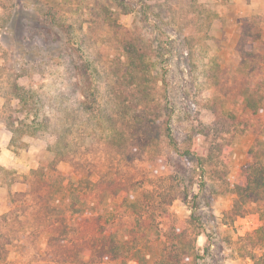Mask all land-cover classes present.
I'll return each instance as SVG.
<instances>
[{
    "label": "rangeland",
    "instance_id": "374dc122",
    "mask_svg": "<svg viewBox=\"0 0 264 264\" xmlns=\"http://www.w3.org/2000/svg\"><path fill=\"white\" fill-rule=\"evenodd\" d=\"M75 2L32 0L29 5L40 7L47 18L49 11L58 10L56 16L66 31L73 29L74 40L77 31L82 49L80 59L76 57L85 67L94 62V82L85 80L92 75L90 68L79 66L77 73L68 59L52 57L60 54L57 48L40 53L52 43V34L27 26L22 17L13 19L18 0H0V230L17 235H10L0 264L49 263L44 257L49 233L37 221L35 208H23L28 207L26 198L10 204L16 192L26 191L31 171L46 163L49 150L43 133L49 129L60 133L58 146L68 157L55 165L63 178L55 173L51 180L55 188L63 187L55 198L69 224L78 227L76 217L88 214L100 216L105 229L80 225L71 230L80 236L79 229H91L94 236L88 237L99 238L98 252L85 259L96 264H142L146 259L149 264H158L155 259L169 264H258L255 259H262L259 264H264V198L248 203L233 192V182L251 160L250 149L257 138L264 143V110L254 112L264 109V17L248 11L236 20L227 18L225 0H83V14L78 15L70 9ZM89 5L97 8L98 16ZM126 7L130 12H123ZM104 8L110 16L101 26ZM127 29L141 30L150 41L147 60L155 68L146 83L130 88L128 97L141 105L124 119L112 112L104 70L118 62L120 37ZM33 52L26 63L25 56ZM164 74L169 76L167 85L161 78L154 81V75ZM16 86L31 96V112L15 96ZM93 97L98 101L94 111L82 105ZM255 102L258 107L253 109ZM213 107L218 108L216 116ZM60 114L58 130L55 118ZM104 115L114 119L110 124L119 131L115 139L121 133L127 137L125 152L116 147L117 141L106 142V131L98 123ZM32 121L43 122L44 128L21 134L18 129L33 126ZM183 149H195L197 156L187 160L179 153ZM90 181L100 184L94 198ZM119 184L138 195L142 189L156 191L160 204L135 213L123 202L125 192H112ZM78 200L87 201L82 212L71 207ZM178 226L187 231L181 235Z\"/></svg>",
    "mask_w": 264,
    "mask_h": 264
},
{
    "label": "trees",
    "instance_id": "16d2710c",
    "mask_svg": "<svg viewBox=\"0 0 264 264\" xmlns=\"http://www.w3.org/2000/svg\"><path fill=\"white\" fill-rule=\"evenodd\" d=\"M32 0H18V3H15V9L13 11V19L14 16L20 18L22 17L26 22L27 26L32 25L36 26L38 28H41L43 31H48L50 34H52V43L45 46L44 48H38L40 49L39 52L43 53L44 51L51 52L53 49H58L60 51L59 55H52V57H60L66 58L69 60L72 69L76 70L77 73L80 72L79 68L82 67L83 70L85 69H91V76L85 78L88 82H94V76L97 75V67L94 65V62L90 61L87 64V68L84 66L81 62H78V58L80 59L81 55H78V52L80 49H82V40L78 39L77 31L74 32L75 40L72 39L73 33L72 30L66 31V25L60 20L58 14V10L54 9V12L51 13L49 11L50 18L44 17L42 13V9L40 7H37L36 5L32 4L29 5ZM83 0H77L75 2L74 6H72L71 13L72 14H83L82 12V6ZM87 8V6L85 7ZM89 8L93 11V14L95 13V10H97L96 7L90 6ZM105 9V18L101 17L102 22L100 25L105 22V19L110 16L109 14V8ZM131 9L127 8L123 12H130ZM47 13V12H46ZM97 15V14H96ZM47 16V14H46ZM98 16V15H97ZM99 17V18H100ZM17 18V19H18ZM92 18L88 19L87 21H90ZM100 19V20H101ZM84 21H80V27L79 29H82L84 26ZM78 29V28H76ZM141 29V28H140ZM132 31V30H131ZM130 29H127L126 32L121 34V43H122V52L120 56L117 59V63H114V65L110 66L108 69L104 70L105 73V80L107 90L106 93H108L110 96L113 95V99L111 102L112 112H117L119 117H123L125 119L126 114L128 111H135L139 110L140 103L136 101H133L132 98H129L128 95L131 92V89L133 85L136 83L140 84L142 86L143 83H146L147 74L151 72L155 67H152L153 65L150 64V61L147 60L148 57L151 54L152 50V44L148 43L144 39V37L140 34L141 30L137 32H131ZM72 44V46H70ZM35 52L30 53L29 55L25 56V61L28 63L30 60L33 59V55ZM37 54H39L36 51ZM43 55V54H42ZM41 55V56H42ZM78 58H77V57ZM122 56L126 59H122ZM80 66V67H79ZM89 66V67H88ZM93 76V77H92ZM159 78L165 82V84H168L169 76L168 75H154V81H157ZM96 79V78H95ZM84 80L85 84L86 81ZM87 82V83H88ZM147 90V88H146ZM15 96L19 98L20 101H23L25 103V108L27 111L31 112L32 108L28 107L30 95H28V91L24 90L21 86L15 87ZM141 92H143L141 90ZM142 101H144V97L140 98ZM174 100V97L173 99ZM172 102V101H171ZM92 105H89V104ZM82 105L85 106L86 109L94 111V109L98 107V101L97 97H93L92 100H83ZM215 105V103H214ZM169 106V105H168ZM166 105L165 110H168V107ZM211 106V105H210ZM171 104V113H175L177 111V108H172ZM255 107H258L257 102L254 103L253 109ZM192 109V108H191ZM155 110V109H154ZM255 113L258 111H263L264 109H254ZM36 113V111H35ZM171 113L169 112L168 115L171 116ZM212 114L216 116L218 114V108L213 107ZM157 116V113L155 114ZM186 116L187 113H186ZM61 114L58 118H55V124H58V130L61 129L60 121L62 120ZM228 118V117H227ZM48 119V118H47ZM46 119V120H47ZM229 120H233L228 118ZM78 120L77 117H74V120L72 123L75 124V121ZM80 120V119H79ZM114 119H111L110 117H106L104 115L103 119L98 121L99 126L101 130L106 131L104 134H107L106 136V142L109 144H116L118 148H123V152L126 151L125 142L127 140V137L124 136L121 133V137L116 138L119 135V131H117V127L114 124H110ZM187 122H192L191 117H186L185 119ZM83 120H80L79 124H82ZM34 124L33 126H28L27 129L19 128V132L21 134H35L38 130L43 129L44 127L43 122L36 123L35 121H32ZM231 126L233 123L230 121L229 123ZM22 126H25L22 123ZM106 126V129L103 127ZM26 127V126H25ZM73 127V124L70 128ZM64 130V128H62ZM17 130V131H18ZM43 133V138L47 142V149L49 150V157L46 160V163L41 165L39 168L34 169L31 171L30 176L27 180V189L23 192H16L13 197H10V204H13L14 201L18 199L26 198L25 205L28 204V207H23L25 210L27 208L34 207V212L37 214L36 218L37 221L40 223H44V227L48 234V239L46 242V250H45V259L48 261V264H96L95 259H85L84 256L90 257L93 256L94 253L98 252L96 249L97 247V237H88V234H92L91 236H94V232L91 231L92 227L100 228L99 231H105L104 227L99 222L100 216H93V215H79L76 217L75 222L78 224L79 227L81 225V228L84 226H91V229H85L81 230L79 229V232L82 233L80 236H73L71 235V230H76L78 227H73L71 224H69V218L68 215L65 214V210L63 207L59 205L55 198V194L61 193L62 188L57 187L55 188L52 182V177H54L53 174L59 173L58 170H56V166L61 160L65 159L68 160V157L64 155V152H61L60 146H58V142L60 140V133L56 132L53 134L51 130H46ZM136 144V143H134ZM64 149V148H63ZM257 150V151H255ZM251 151V160L257 159V163L253 161V163L250 162L241 169L238 175V179L233 182V192L237 193L239 196V199H242V201H246L248 203L250 202H257L264 198V165L261 164L264 162V143H261V140L257 138L256 144L253 145V147L250 149ZM181 156L186 158L187 160H190L191 158H194L197 156V152L195 149H183V151H179ZM263 161V162H262ZM261 162V163H260ZM63 176L59 173L57 174V178ZM54 181V179H53ZM90 186V192L92 195L91 198H94L95 193H97L98 183L88 182ZM119 190L112 191L114 194H121L122 192H125L123 194V202L126 206H129L130 209L138 213L141 210H146L153 207H158V204H160V201H158V195L155 194L156 191H146L141 190L142 193L139 195L135 193L133 190H129L128 187L125 186V184H119ZM98 190V191H99ZM102 198L105 197V194H100ZM141 196V197H140ZM88 198V197H87ZM189 198L188 191H185L183 194V199L186 201ZM89 199V198H88ZM79 201V200H78ZM171 201V199L169 200ZM168 201V202H169ZM58 203V204H57ZM165 204V202H163ZM58 205V206H57ZM75 203L73 202L71 207L75 208L74 212H82L86 209L87 201H79V204L77 207H73ZM194 208V206H191ZM149 210V209H148ZM165 211V209L163 208ZM194 212V209H193ZM194 215V214H193ZM3 219L6 220V215L2 216ZM149 218H153V215H149ZM43 225V224H41ZM177 231L183 235V232L187 231V229L184 227L181 229V227L176 228ZM92 232V233H91ZM108 232V231H107ZM153 234V233H152ZM10 235H16V234H10L7 231H1L0 230V255L3 253L6 254L7 249L6 245L11 243V237ZM17 236V235H16ZM104 244L105 240H104ZM105 248V247H104ZM110 251H113V247H111ZM140 252V251H136ZM109 254V253H108ZM253 257L257 258V255H253ZM4 258H6L4 256ZM143 260V259H141ZM158 264H167L168 262L165 259H155ZM259 262L262 259H255ZM196 264H199L198 261H195ZM258 263V264H259ZM27 264V263H25ZM142 264H149L147 259L145 260V263ZM169 264V263H168Z\"/></svg>",
    "mask_w": 264,
    "mask_h": 264
},
{
    "label": "crops",
    "instance_id": "0c3cea01",
    "mask_svg": "<svg viewBox=\"0 0 264 264\" xmlns=\"http://www.w3.org/2000/svg\"><path fill=\"white\" fill-rule=\"evenodd\" d=\"M264 17V0H225V17L232 18L247 14ZM236 20V19H235Z\"/></svg>",
    "mask_w": 264,
    "mask_h": 264
}]
</instances>
